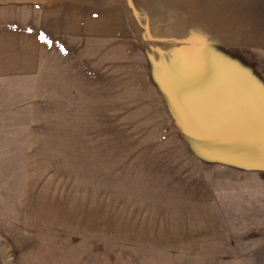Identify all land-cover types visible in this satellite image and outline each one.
Segmentation results:
<instances>
[{"label": "rangeland", "instance_id": "rangeland-1", "mask_svg": "<svg viewBox=\"0 0 264 264\" xmlns=\"http://www.w3.org/2000/svg\"><path fill=\"white\" fill-rule=\"evenodd\" d=\"M192 2L0 0V264H264V172L239 170L264 166L180 127L227 65L264 94V52L236 44L264 0L219 2L229 32Z\"/></svg>", "mask_w": 264, "mask_h": 264}, {"label": "water", "instance_id": "water-1", "mask_svg": "<svg viewBox=\"0 0 264 264\" xmlns=\"http://www.w3.org/2000/svg\"><path fill=\"white\" fill-rule=\"evenodd\" d=\"M220 66L221 69L225 68ZM229 67L227 65L225 70L218 71L220 74L222 71L226 73L225 75L222 73L219 89L213 86L209 93L203 94V98L198 97L197 106H203L192 110L190 123L180 127L186 130L190 143L195 147L202 146L201 143L205 142L207 138L205 133L209 128L218 130V134L221 135L220 129L225 128L226 133L230 135L228 142L223 140L220 143L219 140V143H215L213 139L211 141L209 139L210 144L223 155L221 159L227 158L248 168L264 166V136L260 142V136L256 133L263 128L261 125L263 122L260 120L264 118V94L262 95L258 88L250 83L251 79L243 76L245 81L240 80L241 75L231 73L232 68L230 67V71ZM227 111L231 113L229 116ZM230 130L233 131L232 134ZM199 131L205 136L203 140L199 138ZM206 145L207 143L203 147L207 148Z\"/></svg>", "mask_w": 264, "mask_h": 264}, {"label": "crops", "instance_id": "crops-1", "mask_svg": "<svg viewBox=\"0 0 264 264\" xmlns=\"http://www.w3.org/2000/svg\"><path fill=\"white\" fill-rule=\"evenodd\" d=\"M192 1L195 4L200 3V4H197V5H199L201 7V13H200V15L196 14L195 13L196 10L191 7V12L189 14L188 13L186 14L187 17H186L185 20H187L188 23H190V24H195V25L197 24L198 25V22L191 21V20L194 19V18H200L202 20L201 24H203V26H205V27H206V25L208 23L207 19L210 18V16H215L216 20H214L215 23L213 22L214 25H217V26L225 25L224 23L227 22L226 23L227 25H226L225 28H228L229 24L231 23L230 19L233 16V15H229L230 12L228 13V11L231 8H235V7H238L240 5L238 0H234L235 2L233 1V4H230V2H229L230 0L229 1L226 0V2L228 1L227 4H229L228 5V9L229 10L227 11V10H225L222 7H219V6L216 7L217 5H219L224 0H192ZM196 1H197V3H196ZM200 1L205 2V3L201 4ZM208 2H210V4L212 2H214L215 3L214 6L216 8H218V9L215 10V14H211L208 10H206L207 6H208ZM241 8L245 9V10L248 9L250 11H253L252 12L253 15H252V17L248 16V18H246V16H247L246 15V16H243V17H241L239 19V21H238V32L241 33V36H239V39H237V43L236 44H238L239 47H241V48H247V49L250 48V49H253V50H262L264 52V35H261V37L257 35V34H260L261 32H264V16H263L264 8H263V10H259L260 11L259 15L261 13H263L262 15H260V17H258L259 15L255 13V11L257 9L256 5H255V2H252V4H248V5L243 3ZM219 18L222 19V20H220ZM203 20H205V22H203ZM227 31L229 32V28L227 29ZM247 32H252L254 35H256V36H258L260 38L259 39L258 38L257 39L247 38L246 37V33ZM262 74L264 75V70H262ZM237 169H239V168H237ZM239 170L243 171V172H264V170H260V169H245L244 168V170H241V168H240ZM254 207H256V206H254ZM212 214L218 220L216 221V220L213 219L212 221L209 222V224H214V225L218 224L221 221V220H219V218L221 219V217L216 215L215 213H212ZM258 225H261V224L255 223L253 228H252V229H254V231L256 233H258V231H259V233L261 232L258 229V227L255 228ZM217 234L220 235V233H217ZM261 234H263V233L261 232Z\"/></svg>", "mask_w": 264, "mask_h": 264}, {"label": "snow or ice", "instance_id": "snow-or-ice-1", "mask_svg": "<svg viewBox=\"0 0 264 264\" xmlns=\"http://www.w3.org/2000/svg\"><path fill=\"white\" fill-rule=\"evenodd\" d=\"M39 39L42 40V41L46 40V36H45V34L43 32H41L39 34ZM48 42L51 43V41H48Z\"/></svg>", "mask_w": 264, "mask_h": 264}, {"label": "trees", "instance_id": "trees-1", "mask_svg": "<svg viewBox=\"0 0 264 264\" xmlns=\"http://www.w3.org/2000/svg\"><path fill=\"white\" fill-rule=\"evenodd\" d=\"M185 136L188 138V140L190 139L189 136L186 133H185ZM189 142H190V140H189Z\"/></svg>", "mask_w": 264, "mask_h": 264}]
</instances>
